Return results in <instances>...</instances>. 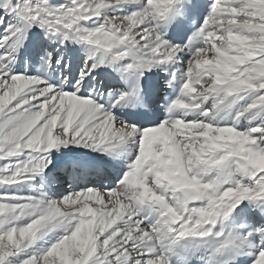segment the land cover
<instances>
[{
    "label": "snow or ice",
    "instance_id": "6c2138e0",
    "mask_svg": "<svg viewBox=\"0 0 264 264\" xmlns=\"http://www.w3.org/2000/svg\"><path fill=\"white\" fill-rule=\"evenodd\" d=\"M0 264H264V0H0Z\"/></svg>",
    "mask_w": 264,
    "mask_h": 264
}]
</instances>
